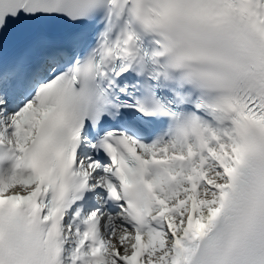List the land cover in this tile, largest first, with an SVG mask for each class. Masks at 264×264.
I'll return each instance as SVG.
<instances>
[{"label":"snow or ice","instance_id":"1","mask_svg":"<svg viewBox=\"0 0 264 264\" xmlns=\"http://www.w3.org/2000/svg\"><path fill=\"white\" fill-rule=\"evenodd\" d=\"M0 264H264V0H0Z\"/></svg>","mask_w":264,"mask_h":264}]
</instances>
